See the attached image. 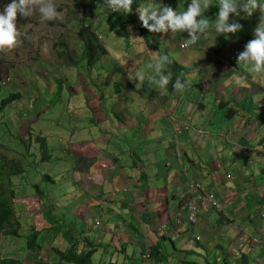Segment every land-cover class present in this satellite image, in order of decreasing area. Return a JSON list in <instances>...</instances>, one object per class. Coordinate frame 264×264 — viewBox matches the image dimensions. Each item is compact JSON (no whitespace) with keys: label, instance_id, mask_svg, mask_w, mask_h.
I'll use <instances>...</instances> for the list:
<instances>
[{"label":"rangeland","instance_id":"374dc122","mask_svg":"<svg viewBox=\"0 0 264 264\" xmlns=\"http://www.w3.org/2000/svg\"><path fill=\"white\" fill-rule=\"evenodd\" d=\"M5 1L7 0H0V12L3 11L5 5L9 4H5ZM84 1L89 3L92 0ZM150 1L148 3L145 2V4L155 7ZM54 2L57 5V10L63 14L62 20L41 21L38 12L27 18L21 17L18 13L17 27L20 28L22 33H26L27 38L22 37L20 47L12 51L0 52V84H3L0 87V156L20 159L26 167V173L17 176L12 186L17 196L14 201V207L16 209V221L21 222L20 236L4 238L0 235V260H2L3 256H12L15 259H20L24 264H39L40 261L53 262L56 258L52 250L45 248L47 244H45L44 250L39 255H36V258L34 255L26 257L24 247L22 248L26 237L31 233L33 227L36 230L49 228L46 227V222L42 218L44 209L46 210L47 207L40 204V196L36 197L38 201L34 199L32 194H34L35 190L33 187L28 186L27 183L38 184L40 191L45 195L49 194L50 190L58 191L61 187L60 184L63 182L61 180L63 179L61 172H64L66 175L65 180H68L65 188H68L69 180L74 178L83 180L85 185L92 184L95 181V176H97V165L94 162L89 163L77 160V157H84L82 150L84 148L85 150L88 149L92 141L98 140L100 143L111 141L110 139H112L115 129L123 128L124 123L139 121L136 118L138 113H144V115L138 116L139 119L145 118L146 113L151 108L152 114L158 117L159 114L165 111L163 107L165 103L169 109L168 114L172 113L171 108H173L172 120L178 125L187 124L190 126L188 132L177 138L178 142L186 139L188 146L193 149L195 155L203 157L208 162L213 161L212 154L214 159L222 164L223 177L226 178L227 173L233 175L234 179L230 190L232 192L236 191L239 196L238 199H240V203L237 204L239 210L236 213L237 226L234 229L238 232L244 228L253 231L260 226H264V210H261L258 206V194L256 191L258 186L264 190V164L260 165L252 161L248 171H246L242 161L247 159L249 155L244 154L242 158L233 155L228 141L235 139L233 124L238 120L237 117L233 120L229 118L230 109L237 107V103L234 100L235 95L233 92L227 93L225 85H219L220 91L216 93L214 81L210 83L204 81L207 71L213 73L211 76H216L217 71H225L228 77H224L222 81L226 78H228L226 82L232 79L233 72L227 69V59L230 62L235 60L238 53L244 50L246 42L238 40V38L218 34L215 31V23H211L207 33L201 35L196 42L203 46L183 51L186 48L179 50L178 44L186 42L189 38L187 32L178 31L177 33H172L169 30L167 33H151L142 26L146 32L144 36H141V29L135 31L131 25V31H129V26H127L126 36L122 37L117 34V30L121 29V27H117L115 32H111L108 27L110 23L105 16H99L95 26L100 25L93 27V29L96 31L102 30L101 38L103 39V44H106L105 48L108 54L102 57L96 65H90L89 60L80 61V59H73L71 62L67 60L69 62H65V59H60L58 56L61 50V54L69 51L74 57L76 53H81L82 51L81 41H76L75 39L77 30V27H75L77 17L75 15L80 10L74 0H54ZM210 3L212 4L211 0ZM187 6L181 4L176 11L178 13L183 12L187 9ZM260 10H264V7L255 10L254 16ZM241 14L243 17H248L243 12ZM262 16H264V13L259 18ZM258 23L252 22L251 25L255 27ZM139 25H142V23L140 22ZM233 39L238 40L240 44ZM227 41H230L229 46H224L223 51L219 53L217 45L219 43L225 44ZM63 42L67 45V48L64 47L65 49L60 48ZM143 47L144 49H140ZM151 47L158 49L160 53L169 52L172 59L176 61L178 69L183 66H189V72L186 75L187 86L184 91L169 93V91L174 89L173 82H171L172 86L166 88L167 93L163 94L162 97L158 94L150 93L147 88L148 84H150L149 76L154 77L155 73L153 69L142 67L141 64L143 62L147 65L154 63L155 55L149 52ZM44 48H47V52L43 51ZM196 50H199L200 53H195ZM233 50L234 53L230 56ZM144 52L145 54L142 56H147L148 59L146 61L143 57H137L138 54H143ZM175 61H172V63ZM130 63H132L131 66H129ZM139 67L141 68L139 69ZM212 69L213 71H211ZM140 71L144 73L146 80L138 81L136 73ZM174 72H177V70L174 69ZM126 77L131 80L132 84L130 86L127 84ZM206 78L211 80L210 75ZM117 84L121 85L122 89ZM90 88L93 91H90ZM208 88H211V90ZM231 88H234V86H231ZM258 88L260 89L261 87ZM258 88L256 87V89ZM203 89H208L209 91L203 94ZM95 90L97 91L95 92ZM134 90L141 91L140 97ZM15 93H20L21 99L15 100L12 104H6L4 101ZM150 95L155 96L150 98ZM89 96H91L92 112L90 116H87L88 109L81 107V105L88 101ZM240 96L241 94H238V97ZM259 96L261 98L264 97V85ZM164 98H166V101L163 102L162 99ZM134 99L138 100L134 101ZM98 102H101V105L97 108ZM201 103L204 106H200L199 104ZM143 104L147 106L144 107ZM127 106L128 111L126 109ZM125 114H129L130 117ZM118 117H121V119H118ZM78 118H83L84 124L87 126L98 124V127L104 132L94 133L78 130L76 127V119ZM13 122L19 125H13ZM20 122H22L21 125ZM114 122L115 125H112ZM243 122L240 119L238 126L244 127L241 125ZM107 125H110V127ZM255 128L257 129L256 133L264 138V125ZM209 133L218 135L217 148L212 138L209 137ZM61 135H64L66 140L58 137ZM42 136L48 139L56 137L50 148L51 156L56 158L47 163L40 162L41 150L38 141H36V137ZM248 138L257 140L256 138L254 139V136H248ZM197 144H200L201 147L195 150L194 148ZM11 150L18 153L12 155ZM98 150L99 164L104 163L108 166V161L100 156L104 151L103 146H100ZM110 150L114 154L119 151L117 148H111ZM67 151H71V156L67 154ZM121 151L130 156L134 155L133 152L126 149ZM29 153L32 158H29ZM35 162L36 165H34ZM61 168L62 170H60ZM133 168L144 169L140 165H133ZM45 174L53 176V180H56L55 184L51 180L46 181L44 179ZM87 175L92 177L88 178ZM141 179L144 180L145 178L142 177ZM170 180L174 184L175 181H182V177L178 173L171 172ZM131 182L137 183L138 180L132 178ZM174 190L176 189L174 188ZM158 192L159 200L163 198V192ZM225 195L226 187L220 186L218 200L225 203V208L228 209L232 205V201H227ZM246 196H248L247 200ZM45 198L49 200L47 201L49 202V212L54 211L53 207H57L56 209L59 211V200L52 201L48 196H45ZM152 202L153 200L151 204ZM163 203L172 206V208H181L178 202ZM185 205L196 209L195 206L188 202ZM243 205H246V207H243ZM72 206L71 204L67 206L60 205L61 211L67 209V214L63 215V219L64 216L67 217L69 215V209ZM132 207L135 206H130L128 210L132 209ZM231 208L234 209L235 207ZM141 209L135 207L134 214L138 213L144 220L147 216L141 212ZM95 211L98 212V209L95 208ZM203 218L210 225L215 224L217 221L216 215L212 213L204 214ZM248 219H254L253 223L249 224ZM64 224L66 225L65 232L69 231L71 229L70 223L64 222ZM88 225L90 224L86 222V218H83L81 226L86 227ZM105 227L119 232V229L117 230L114 226L105 225ZM216 228H218L216 225L199 224L195 228V233L203 234V231L208 234L211 232L217 233L219 230ZM122 231L124 232L123 228ZM262 232L264 231L260 230L259 233ZM203 235L206 242H209V236L207 234ZM256 237L264 241V235ZM125 238L127 239L126 236ZM171 238L169 239L170 241L163 245L162 249L165 254L163 255V261L158 262V264H172L184 255V253L179 251L188 249V247L193 245L194 241L192 232ZM248 238L253 242L252 251L249 252L245 248L244 253L246 260L248 259L249 262H252L254 259L263 257V254H260L259 251L263 249L264 244L258 245L253 241V237L248 236ZM134 240L136 242L141 241L138 237ZM121 244H125V242L122 240ZM121 244L112 245L118 247ZM230 245L231 242L225 240L222 246L227 249ZM21 248L22 251L20 252ZM46 251L51 252V255L46 253ZM207 254L208 252L203 246L195 245L194 250L189 251L187 255L189 258H199L200 255ZM223 255H226V252ZM138 264L150 263L148 261H139ZM236 264L241 263L237 262Z\"/></svg>","mask_w":264,"mask_h":264},{"label":"clouds","instance_id":"9594fccd","mask_svg":"<svg viewBox=\"0 0 264 264\" xmlns=\"http://www.w3.org/2000/svg\"><path fill=\"white\" fill-rule=\"evenodd\" d=\"M4 3L6 4L7 1ZM84 3V0H79L80 5H84ZM105 3L108 7L113 9V11L123 9L126 14L132 11L131 6L133 0H105ZM211 5L210 0H191L187 9L179 13L176 10H173L170 6L161 7L160 5L157 7L147 5L138 8L137 12L142 26L151 33H167L169 30H171L172 33L177 31L187 32L189 38L186 42L178 44L179 50L186 48L183 51H187L191 48H199L200 46H203L196 42L200 39L201 35L207 33L210 27L211 20L205 16V13L209 10ZM261 7L262 6L258 0H219V11L216 15L214 25L215 31L218 34L237 38L238 36L234 33L241 31L242 25L236 21L230 23V14L236 15V17L240 19H247L249 17L251 23H258L260 21L254 29V38L251 40V36L250 41L246 43L244 50L237 55V64H243L247 69V73L238 74L232 61L230 62L227 59V69L231 70L233 75L232 79L226 82L225 91L227 93L233 92L235 95L234 100L237 103L236 108L230 109L229 118L231 120L235 117L238 118L237 122L233 124V135H235V139L228 141V143L232 148L233 155H236L238 158H242L244 154L249 155L247 159L242 161L246 171H248V167L252 164V161L257 162L260 165L264 164V138L260 137L256 133L257 130L250 124L251 116L257 117L264 113V109H262V107H264V97L261 98L259 96L264 85V16L258 19L254 16V11L258 8L261 9ZM37 12L39 13L41 21L63 19V14L57 10V5L54 0H11V3L5 5L3 11L0 12V52L12 51L20 47L22 44V37L27 38L26 33H22L20 28L17 27V14L19 13L21 17L27 18L32 17ZM241 12L245 13L248 17H243ZM131 27L132 26L129 25V31H131ZM221 45L223 44H218V46ZM223 46H229V43H226ZM60 48L65 49L62 46ZM43 51L47 52V48H44ZM61 51L59 53H61ZM68 52L69 51H66L65 54ZM149 52L155 55V57L153 60L154 63H149L147 67L154 70L155 76H149L150 84H148V90L150 91L153 89L152 85H157L159 88H157V92L154 93L155 95L158 94L162 97L163 94L167 93L166 88L172 86V72L176 69V73L179 77L175 79V82L173 83L174 89L169 91V93H172L173 91H184L187 82H182V80L188 74L189 66H183L178 69V66L173 65L176 64V61L172 59L169 52L160 53L158 52V49L154 47L149 48ZM195 53H200V51L196 50ZM233 53L234 50L231 52L230 56ZM172 61L175 62L172 66L168 67ZM140 68L141 67H139V69ZM211 71H213V69ZM218 72L225 73V71H217L216 76ZM211 74L213 73L207 71L205 73L204 81L207 83L214 81L215 83L216 76H211ZM248 74H250L249 78ZM208 75H210L211 80L206 78ZM136 77L138 81L145 79L142 71L137 72ZM126 79L128 86H130L132 84L131 80L128 77H126ZM1 85L3 84L1 83L0 87ZM215 85V91L217 93L220 91V88L216 83ZM118 86L122 89L121 85ZM231 86H234V88H231ZM256 87L261 88L256 89ZM211 88L208 89L211 90ZM208 89H203V94L207 93L209 91ZM90 91H93V89L90 88ZM96 91L97 90H95V92ZM134 92L140 97L141 91L134 90ZM15 94L20 95V97L15 100L21 99L20 93ZM238 94H241V96L238 97ZM154 96L150 95V98H153ZM109 100L111 99L109 98ZM135 100L138 99H134V101ZM14 101L9 104H12ZM162 101H166V98L162 99ZM91 104V96H89L88 101L81 105V107L88 109L87 116L91 115ZM97 104L98 108V106L101 105V102H98ZM199 105L204 106L203 103ZM245 105H247L248 108H246ZM128 106L126 107L127 111ZM143 106L145 107L147 105L143 104ZM163 107L165 111L162 112V116L168 123V125L165 126V128H168V131L166 133L167 135L164 134L162 139L158 141L152 140L151 138H145L144 140L136 141L138 142L137 144H140L139 147L135 149L130 148L129 144L131 141L129 134L138 135L139 128L130 125L129 122L124 123L123 128L115 129L113 137L110 139L111 141H105L106 143H100L98 140L92 141L104 145V151L100 156L102 159L108 161V166L104 163L99 164L98 157H77V160L92 159L97 165V176H95V181L92 183L93 185H85L83 180L74 178L69 180V186L68 188H65L68 180H65L66 175L64 172H61L63 177V179H61L63 181L60 184L61 187L58 191L52 189L49 191V194H47L48 198H51L52 201L59 200V211H57V207H53V213L55 215L53 217H61L62 214H67V209L61 211L60 205H73L69 209V215L64 219L65 223H70L71 225V229L65 232L66 239L70 242V245H76L77 248L80 249H82V247H87L88 242L92 241V244H95V247H91L90 250H95L96 255L98 254L96 251L97 246L100 244L105 246L108 237L118 239V235L126 236L128 241L125 242V244L130 243L131 240L138 237L141 241L146 239L148 243L151 242L155 244L156 247H159V244L163 247L167 241H170L169 239H172L171 237L181 236L192 232L194 237L193 245L188 247V249L179 251L184 253V255L178 260H175L172 264H177L180 259L185 258L187 260L205 262L208 257H216L220 261V263L217 264H236L237 262H244L246 260L244 249L246 248L247 251L251 252V247L253 245V242L248 236L253 237V241L256 244H264L263 240L256 237L259 235L258 232L263 230L262 226L253 231L244 228L240 229V232H238L234 229V227L237 226L236 213L239 212L237 204L240 203V199H238L239 196L236 194V191L232 192L230 190L232 189L231 184L234 179L233 175L227 173L226 178H224L221 171L222 164L214 159L212 154L213 161L208 162L203 157L195 155L193 149L188 146V141L186 139L178 142L177 138L188 132L190 126L187 124L178 125L171 118L173 108H171L172 113L168 114L167 112L169 109L166 107V103L163 104ZM255 108H257L256 113H254ZM234 112H237L238 115H235ZM125 115L130 117L129 114ZM142 115H144V113H138L136 118L139 121L144 120L145 118H138V116ZM148 116H150V109L149 112L146 113V117ZM118 119H121V117H118ZM240 119L244 121L241 123L244 127L238 126ZM76 121L77 129L82 130V132H104V130L98 127V124H92L91 126L85 125L83 118H78ZM91 121L94 122L93 120ZM139 121L137 122L139 123ZM112 125H115V122ZM108 127H110V125ZM209 134V137L212 138L213 143L217 148L218 135L216 133ZM248 136H254V139L256 138L257 140H250ZM58 137L66 140L64 135ZM55 138L56 137L48 139L43 138L42 136L36 137V141H38L40 145V150H48L50 154V148ZM163 146H165V149H162ZM198 147H201V145L197 144L194 149L196 150ZM111 148H117L119 151L114 154L111 152ZM122 149L131 151L134 155L130 156L127 153H123L121 151ZM70 153L71 151L67 154L71 156ZM29 155L31 154L29 153ZM55 158L56 157H52L51 160ZM40 162L44 163L42 162V153ZM34 165H36V162ZM133 165H140L144 169H135L133 168ZM198 166L200 167L198 172L201 173V177L196 174V168H198ZM60 170H62V168ZM171 172L180 174L182 181H177L172 184L170 180ZM192 173L193 176H190ZM142 177L145 179L142 180ZM132 178H136L138 182L132 183ZM153 178L159 179V183L156 185L160 186L162 190L165 191V199L163 202H178L181 205L180 209H171L170 206L165 204L162 206H160L159 203L150 204V202L154 200L153 192L161 189L159 187H154ZM48 180L53 181L54 184L56 182V180H53V176ZM173 186H175L176 190L172 188ZM220 186L226 187V200L232 201V205L228 209L225 208V203L218 200ZM34 190V194L32 195L36 200V191L38 190ZM256 191L258 194V206L261 210H264V190L258 186L256 187ZM127 197L131 198L130 202L126 199ZM247 197L248 196H246V200ZM187 202L195 206L196 209L187 207L185 205ZM117 203L119 204L118 207ZM132 205L139 209L142 208L141 212L147 217L143 220L138 213L134 214L135 207L128 210ZM231 207L235 208L232 209ZM243 207H246V205H243ZM95 208L98 209V212L95 211ZM116 210L118 212L117 214ZM206 213L216 215L217 221L212 225H216L218 227L216 229L219 230L217 233L211 232L209 234L203 231V234L209 236V242H206L203 234L195 233V228H197L199 224H208L209 226H212L203 218V215ZM113 214L116 215L117 219ZM166 214L168 216L167 221L159 223L157 215L162 218ZM83 218H86V222L90 225L82 227L81 223ZM74 219L77 220L75 224ZM253 221L254 219H248L249 224H252ZM114 224H118L114 227L117 228V230L119 229V232L105 227V225L113 226ZM46 227L49 226L47 225ZM167 227L170 228V230L168 235H164V231L168 230ZM122 228L124 229V232L122 231ZM36 231L43 233L45 229H38ZM42 238H44L43 250L45 244H47V247L45 248L47 250H52V253L55 256L51 247L52 243L50 239L47 235L44 236V234L40 236V239ZM161 238L165 239L166 242L162 243L160 241ZM219 240L222 242L225 240L230 241L231 245L227 249L223 248L216 250V245L220 243L218 242ZM195 245L203 246L208 254L200 255L199 258H189L187 254L189 251L194 250ZM113 248L116 247L113 245ZM262 248L263 249H261L259 253L263 254V257L260 259H254L250 264H264V261H262V259H264V247ZM151 249L155 252L154 246H151ZM61 250L64 251L63 249ZM215 251L218 254L216 256H214ZM224 252H226V255H223ZM46 253L51 255V252L49 251H46ZM161 256L162 255H159L160 260H158V262L163 261L164 256ZM111 259L112 257L108 256L107 260L104 261L98 256H92V264H109ZM57 261L58 259L56 258L53 262ZM150 261H152V259L148 262Z\"/></svg>","mask_w":264,"mask_h":264},{"label":"trees","instance_id":"16d2710c","mask_svg":"<svg viewBox=\"0 0 264 264\" xmlns=\"http://www.w3.org/2000/svg\"><path fill=\"white\" fill-rule=\"evenodd\" d=\"M76 1L77 8L80 10V12H77L75 17L76 23L75 27H77L75 39L76 41H81V47L82 51L81 53H76L75 57L72 53H66L61 54L59 53L58 56L60 59H65V62H71L73 59H80V61H88L90 65H96L98 62H100V59L108 54L107 49L105 48L106 44H103V39L101 38V32L102 31H96L93 29V27H98L99 25L95 26L98 22L99 16H105L107 21L111 24L108 25L109 30L111 32H115V29L117 27H121V29L117 30L118 36L125 37L127 32V26L132 25L133 29L135 31H139L141 29V36H144V33L146 32L145 29H143L142 25H139V15L137 12L138 8H142L144 6H147L146 3H148L150 0H133L132 4V11L128 14L124 12L123 9L119 11H113L110 7L107 6L105 3V0H92L89 3H84V5L79 4V0ZM191 2V0H151L150 3H153L156 6L160 5L163 6H170L173 8V10H177L181 4L188 5ZM212 6L209 7V10L205 13V16H207L211 21V23H215L216 21V15L219 11V0H211ZM258 2L261 4L262 7H264V0H258ZM7 3H11V0H7ZM91 9V10H90ZM103 10V13H102ZM264 13V10H260L258 14L255 15V18L258 19L260 15ZM255 14V12H254ZM98 18V19H97ZM262 18V17H261ZM236 21L242 25V30L234 33L237 35L238 40H243V42L250 41V37H254V29L251 25V20L249 17L246 19H240L237 18L236 15L230 14L229 22ZM116 26V27H113ZM178 32V31H177ZM176 32V33H177ZM233 34V33H230ZM251 38V40H252ZM236 41V43H239V41ZM226 43H230V41H227ZM225 43V44H226ZM142 44V43H140ZM223 44V45H225ZM240 44V43H239ZM61 46L67 48V45L63 43ZM218 46V45H217ZM140 49H144L140 48ZM218 52L220 53L223 51L224 46H218L217 47ZM143 54H138L139 57H143L145 61L148 59L147 56H142ZM69 60V61H67ZM237 58L235 60H231L237 73H247V69L243 64H237L236 62ZM217 62V61H216ZM132 63L129 64L131 66ZM172 62L168 65V67L172 66ZM142 67H147V64L143 62L141 64ZM175 66H178L177 64H173ZM132 68V67H131ZM171 71V70H170ZM172 72V71H171ZM106 75V73H105ZM109 76V75H108ZM113 77V75H111ZM179 77V75L176 72H172V81L175 82V79ZM224 77H228L224 72L220 73L218 72L217 76L215 77V83L219 85H225L226 79L222 81ZM250 77V74H248V78ZM187 78L184 77L182 82H186ZM248 84V82H247ZM152 88L150 90V93L157 92V88H159L157 85H152ZM19 94H12L9 98H7L4 102L6 104L11 103L15 99L19 98ZM242 103V102H240ZM243 107V105H242ZM246 108L247 105H245ZM257 108L254 109V113H256ZM235 115H238L237 112H234ZM25 121V119H24ZM22 122H20L21 125ZM13 125H16V122L12 123ZM250 124L253 128L264 125V113H262L260 116H251L250 117ZM19 125V124H17ZM256 129V128H255ZM257 130V129H256ZM47 138V137H43ZM259 138V136H258ZM12 155L18 153L17 151L11 150ZM29 151V150H28ZM42 153V162L47 163L52 161V157L50 156L48 150H41ZM1 155V154H0ZM29 158H32L31 155H29ZM79 161H85L92 163V159H78ZM199 166L197 169V172L199 171ZM26 173V167L24 166L23 162L20 159L17 158H7V157H1L0 156V235H2L4 238H10V237H19L20 231H21V222L16 221V209L14 207V201L16 199L15 190L12 187L14 180L17 176L23 175ZM50 174H45L44 179L48 180L51 179ZM33 182V181H32ZM28 186H33L34 189L38 190L36 191V197H39V200L41 201L42 205H45L47 209H44V213L42 214V218L47 223L49 228L45 229L43 233L36 231L35 227L32 228L31 233L26 237L25 243L22 246L24 247V253H26V257L28 256H35L39 255L43 251V241L44 238L40 239V236L44 234V236L47 235V237L50 239L52 245V249L55 253L56 258L58 259L57 262H42L40 261L39 264H92V256H98L102 258V260L106 261L108 256L110 257L112 255V259L110 260L109 264H138L139 261H150V264H158V260H160L159 255H164L165 251L162 249V246L159 244V247H156L155 244L151 242H147V240L142 241H134L131 240L130 243L127 244H121L122 239H113L112 237H108L106 240L105 246H102L101 244L97 246L96 251L98 254L96 255L95 250H90L91 247L94 248L95 244H92L93 242L90 241L87 244V247H82V249L77 248L76 245H70V242L66 239L65 229L66 225L64 224V219L66 216H64V219L62 218L63 215H66V213L62 214L61 217H53L55 216L53 212L48 211L49 202H47V199L45 198V194L39 190V185L33 183H27ZM77 222L76 219H74V224ZM167 231H164V235H168V232L170 228L167 227ZM262 229L264 231V226H262ZM69 230V229H68ZM259 233V232H258ZM264 232L259 233V236H263ZM128 240V239H127ZM125 241V240H124ZM160 241L162 243L166 242L165 239L161 238ZM216 245V250L223 249L224 247L223 242L219 240ZM92 244V245H91ZM112 244H121V246H118L116 248H113ZM151 246H154L155 252L151 249ZM22 248L20 249V252L22 251ZM63 249L64 251H62ZM218 255L215 251L214 256ZM2 257V256H1ZM152 257V258H151ZM207 262V263H206ZM220 263V261L216 257H208L205 262H197L192 260L180 259L177 264H217ZM241 264H250L249 260H245L244 262H240ZM0 264H24L23 261L20 259H15L12 256H3L2 260H0ZM102 264V263H100Z\"/></svg>","mask_w":264,"mask_h":264},{"label":"crops","instance_id":"0c3cea01","mask_svg":"<svg viewBox=\"0 0 264 264\" xmlns=\"http://www.w3.org/2000/svg\"><path fill=\"white\" fill-rule=\"evenodd\" d=\"M130 125L132 126H137L139 128V133L138 135H131L129 134V138H130V141L131 143L129 144L130 145V148L132 149H135L137 147L140 146V144H137L138 140H144L145 138H151L152 140H160L162 139V137L164 136V134L167 133L168 131V128H165V126L168 125V123L166 122V119L162 116V113L159 114L158 117L154 116V114H152V109L150 108V116L148 117H145L144 120H141L139 121V123L136 121H131L129 122ZM165 132V133H164ZM167 135V134H166ZM100 146H103V150H104V145L102 144H98V143H95V142H92L88 147V149L85 150H82L83 153H84V157H97V153H98V148ZM158 149V148H157ZM156 149V150H157ZM162 149H165V146L162 147ZM96 153V154H94ZM196 174L201 177V173L200 172H196ZM190 176H193V173L190 174ZM88 178H91L92 176L90 175H87ZM177 182V181H175ZM174 182V183H175ZM153 183H154V187H159L161 188L160 186H157L156 184L159 183V179H155L153 178ZM93 185V184H92ZM172 188H175V186H173ZM158 191H162L163 192V198L159 199L158 200V197H159V192ZM165 191L161 189L159 190H156L153 192V202L152 203H159L160 206L164 205L163 203V200L165 199ZM130 197H127L126 199L130 202L131 199H129ZM170 203V202H169ZM151 204V202H150ZM111 205V204H109ZM119 206V204L117 203V207ZM170 208L172 209V206H170ZM117 210H116V214H117ZM114 217H116L115 214H113ZM157 218L159 220V223H164L167 221L168 219V216L167 214L164 215V217L160 218L158 215H157ZM117 219V217H116ZM118 224H114L113 226H117ZM122 236V237H121ZM124 241V242H127L128 240L125 238V236L123 235H118V239H121Z\"/></svg>","mask_w":264,"mask_h":264},{"label":"bare ground","instance_id":"6f19581e","mask_svg":"<svg viewBox=\"0 0 264 264\" xmlns=\"http://www.w3.org/2000/svg\"><path fill=\"white\" fill-rule=\"evenodd\" d=\"M72 81V80H71ZM69 83V82H68Z\"/></svg>","mask_w":264,"mask_h":264}]
</instances>
